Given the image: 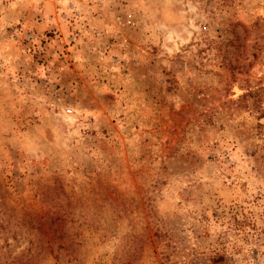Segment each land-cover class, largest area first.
Returning <instances> with one entry per match:
<instances>
[{
  "label": "rangeland",
  "instance_id": "obj_1",
  "mask_svg": "<svg viewBox=\"0 0 264 264\" xmlns=\"http://www.w3.org/2000/svg\"><path fill=\"white\" fill-rule=\"evenodd\" d=\"M263 105L264 0H0V264H264Z\"/></svg>",
  "mask_w": 264,
  "mask_h": 264
},
{
  "label": "trees",
  "instance_id": "obj_2",
  "mask_svg": "<svg viewBox=\"0 0 264 264\" xmlns=\"http://www.w3.org/2000/svg\"><path fill=\"white\" fill-rule=\"evenodd\" d=\"M262 110H260V116H264V105L261 108ZM220 258V257H219ZM213 260L215 261L216 259L213 258Z\"/></svg>",
  "mask_w": 264,
  "mask_h": 264
}]
</instances>
